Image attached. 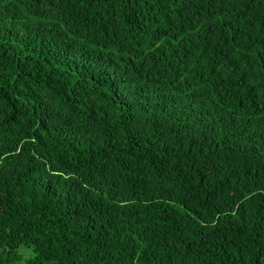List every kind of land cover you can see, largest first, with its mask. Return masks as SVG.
I'll use <instances>...</instances> for the list:
<instances>
[{
	"label": "trees",
	"instance_id": "trees-1",
	"mask_svg": "<svg viewBox=\"0 0 264 264\" xmlns=\"http://www.w3.org/2000/svg\"><path fill=\"white\" fill-rule=\"evenodd\" d=\"M0 264H264V0H0Z\"/></svg>",
	"mask_w": 264,
	"mask_h": 264
}]
</instances>
